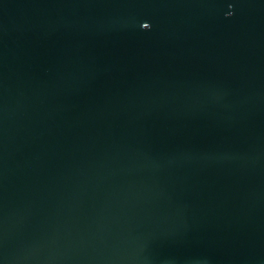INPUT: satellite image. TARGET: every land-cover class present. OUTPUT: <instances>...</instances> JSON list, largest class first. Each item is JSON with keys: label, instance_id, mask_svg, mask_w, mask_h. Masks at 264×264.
I'll return each mask as SVG.
<instances>
[{"label": "water", "instance_id": "1", "mask_svg": "<svg viewBox=\"0 0 264 264\" xmlns=\"http://www.w3.org/2000/svg\"><path fill=\"white\" fill-rule=\"evenodd\" d=\"M0 264H264V0H0Z\"/></svg>", "mask_w": 264, "mask_h": 264}, {"label": "snow or ice", "instance_id": "2", "mask_svg": "<svg viewBox=\"0 0 264 264\" xmlns=\"http://www.w3.org/2000/svg\"><path fill=\"white\" fill-rule=\"evenodd\" d=\"M145 28H147V25H145Z\"/></svg>", "mask_w": 264, "mask_h": 264}]
</instances>
